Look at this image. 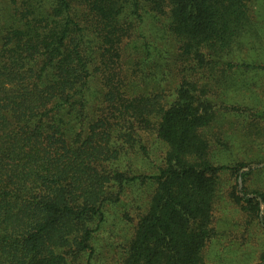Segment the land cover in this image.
<instances>
[{"label":"trees","instance_id":"obj_1","mask_svg":"<svg viewBox=\"0 0 264 264\" xmlns=\"http://www.w3.org/2000/svg\"><path fill=\"white\" fill-rule=\"evenodd\" d=\"M3 1L0 264H89L104 206L136 181L154 188L118 264H202L221 173L250 171L210 156L201 78L264 71L255 0ZM141 130L164 146L153 175L121 168L149 157ZM233 200L264 235V189Z\"/></svg>","mask_w":264,"mask_h":264},{"label":"rangeland","instance_id":"obj_2","mask_svg":"<svg viewBox=\"0 0 264 264\" xmlns=\"http://www.w3.org/2000/svg\"><path fill=\"white\" fill-rule=\"evenodd\" d=\"M6 3L4 0L3 5ZM255 3L260 17L255 26L264 38V0ZM258 53L264 59V44ZM203 76L201 81L208 80L216 114L214 123L206 130L211 140L210 156L218 164L245 163L247 167L240 172H250L243 185L240 180L235 183L229 173H221L211 222L216 234L204 248L202 264H256L264 248L263 232L233 199L243 186L248 191L264 189V71L235 69ZM170 78L172 89L178 77ZM138 135L149 149V157L131 155L128 150L121 168L131 166L136 173L153 175L157 166L163 164L164 146L150 131L141 130ZM153 188L150 181L129 182L120 192L118 202L104 206V220L94 234L89 264L120 263L135 221L146 210Z\"/></svg>","mask_w":264,"mask_h":264}]
</instances>
